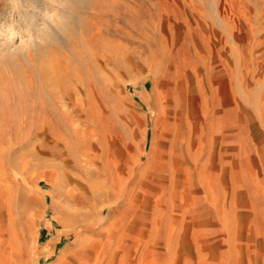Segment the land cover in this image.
Segmentation results:
<instances>
[{
    "label": "rangeland",
    "instance_id": "1",
    "mask_svg": "<svg viewBox=\"0 0 264 264\" xmlns=\"http://www.w3.org/2000/svg\"><path fill=\"white\" fill-rule=\"evenodd\" d=\"M230 1L0 0L36 46L0 56V264H264V0Z\"/></svg>",
    "mask_w": 264,
    "mask_h": 264
},
{
    "label": "bare ground",
    "instance_id": "2",
    "mask_svg": "<svg viewBox=\"0 0 264 264\" xmlns=\"http://www.w3.org/2000/svg\"><path fill=\"white\" fill-rule=\"evenodd\" d=\"M6 2L13 4L14 5V0H5ZM229 5H231V7L229 9L232 8V6L234 5V0H231L229 2ZM23 14V12H22ZM29 16V17H28ZM26 16L28 18V20L30 21V29L33 26V21L32 16L28 15ZM11 24V23H10ZM7 27V26H6ZM13 27V26H12ZM65 27L67 29H73L74 24L70 23V24H65ZM34 29V27H33ZM13 32V30H12ZM11 33V32H10ZM9 33V34H10ZM15 33V32H14ZM9 34H8V28H6L5 30H1L0 33V56L2 55H8L11 59L14 58V56H17L19 54H24L26 48L28 47H36L35 43H34V39H30L28 42H23L21 45L19 46H13V40H12V36L9 38ZM8 36V37H7ZM14 38V37H13ZM15 62V61H13ZM14 70L16 74H19V76L23 75L22 71L19 69V66L17 64L14 65ZM195 139V138H194ZM164 208V207H163ZM194 208V207H193ZM235 209V208H234ZM236 220V219H235ZM236 230V229H235ZM195 247V246H194Z\"/></svg>",
    "mask_w": 264,
    "mask_h": 264
}]
</instances>
